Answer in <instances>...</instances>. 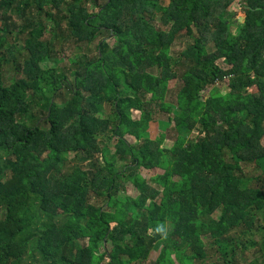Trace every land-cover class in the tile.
Segmentation results:
<instances>
[{
  "label": "trees",
  "instance_id": "16d2710c",
  "mask_svg": "<svg viewBox=\"0 0 264 264\" xmlns=\"http://www.w3.org/2000/svg\"><path fill=\"white\" fill-rule=\"evenodd\" d=\"M162 1L0 0V264H264V0Z\"/></svg>",
  "mask_w": 264,
  "mask_h": 264
},
{
  "label": "rangeland",
  "instance_id": "374dc122",
  "mask_svg": "<svg viewBox=\"0 0 264 264\" xmlns=\"http://www.w3.org/2000/svg\"><path fill=\"white\" fill-rule=\"evenodd\" d=\"M104 0H98L99 3H102ZM169 2V0H164L162 1V4H167ZM230 15H235L237 16V18L239 19V21H243L244 19V15H242V12H240V9L237 5V2H235L230 8ZM47 25H46V36L49 37L50 35V31H52L53 29V26H52V23H51V20L49 18H46L45 19ZM110 41L112 42V39H110ZM19 46V45H18ZM181 46L177 47L176 49L179 50ZM175 49V50H176ZM209 49H211V46H209ZM55 50L58 52L57 53V57H51L50 59H48L47 61H42L40 64L43 68L45 67H58V65L60 67H63V66H69L70 63H69V57H75V56H78L79 53H80V50H77L76 47H72V45L70 46L69 44H63L62 42L60 41H57L56 42V47H55ZM220 65L222 67H228L226 64H224L221 60H220ZM5 76H4V79H5V83H10L11 81L14 80V76H15V72L13 69L11 68H6V71H5ZM181 84V81H179L178 79H173L170 81L169 83V89H168V92L166 94V99L168 101H171L173 102L174 104L176 103V90L179 88ZM211 86H209L208 88H206L207 90H205L203 92V95L204 94H207L208 93V90L210 89ZM106 110V112H109V107L107 106H104ZM133 116L135 118H138L140 116V112L139 111H135L133 113ZM167 116L166 115H162L161 116V126L162 128L165 130L166 132V144L167 145H171V141L176 138L177 136V133L176 131L174 130L173 128V123H170L169 121H167ZM154 130H159V126L155 127ZM127 138L130 140V141H133V137H130V136H127ZM108 145L110 146L109 148L111 150H114V146H113V141L111 140H108L106 139ZM70 158H72V155L70 156ZM85 163H87V161H85ZM249 171H253L252 169H249ZM139 172L147 179L149 180L150 182H152V178L155 177L156 175L160 174L163 172L162 169L160 168H152V169H146V168H140L139 169ZM126 192L127 194L129 195H136L137 194V190L135 189V187L130 183V182H126ZM216 214V213H215ZM218 214V213H217ZM102 245V244H101ZM249 259H251L253 256L251 255V253L249 254ZM27 264H30V262H28L27 260ZM175 264H180L179 262H176Z\"/></svg>",
  "mask_w": 264,
  "mask_h": 264
}]
</instances>
